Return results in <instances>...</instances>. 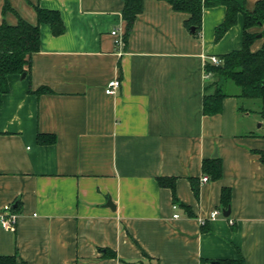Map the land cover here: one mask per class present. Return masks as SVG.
Segmentation results:
<instances>
[{"label":"crops","instance_id":"obj_1","mask_svg":"<svg viewBox=\"0 0 264 264\" xmlns=\"http://www.w3.org/2000/svg\"><path fill=\"white\" fill-rule=\"evenodd\" d=\"M234 1L252 10L257 0ZM8 2L14 12L3 15L0 0V23L19 16L35 25L37 6L56 10L64 31L39 24L30 73L9 74L0 97V213L18 215L14 231L0 226V256L17 264H264V131L252 117L264 120V100L232 95L220 112H202L213 80L205 63L241 49L242 14L215 41L224 5L203 8L196 37L187 13L143 0L124 40L123 0ZM248 31L255 52L264 25ZM115 78L119 88L106 93ZM41 87L51 92L36 93ZM213 159L217 180L203 172ZM158 178L174 180L176 202Z\"/></svg>","mask_w":264,"mask_h":264},{"label":"trees","instance_id":"obj_2","mask_svg":"<svg viewBox=\"0 0 264 264\" xmlns=\"http://www.w3.org/2000/svg\"><path fill=\"white\" fill-rule=\"evenodd\" d=\"M169 3L173 10L187 13L184 25L191 35L199 37L201 33V16L203 8L222 4L226 8L223 21L215 27L214 40L218 41L225 32L235 24L237 14L243 16L242 47L223 54L219 58L221 62L213 64L205 63L204 69L211 74L213 80L207 83L202 99V112L205 115H213L220 112L221 101L227 96H236L247 99L264 100V44L253 52L250 45L256 37L250 33V27L264 25V0H257L252 10H248L244 4L234 0H163ZM143 0H123L121 17L125 22L123 39L126 40L131 31L136 16L142 11ZM14 10L8 0H4L3 15ZM37 24L33 25L17 16L16 24H8L4 20L0 23V97L8 92L9 86L7 76L9 74L28 75L31 69L33 53L39 50V24L47 23L53 35H59L64 31V25L59 13L56 10H48L35 7ZM236 89L232 94L229 85ZM51 92L49 88L41 87L36 93ZM264 117V109L260 111ZM40 144L47 142L40 135L37 137ZM52 141L49 140L48 143ZM264 161V155H261ZM203 172L211 180H217L221 176V167L217 159L203 163ZM161 187L171 189L174 202V180L158 178ZM194 193H197L196 186H192ZM229 190L223 189L221 201L224 207L229 205ZM146 262L139 264H154L148 257ZM0 264H17L15 256H0ZM25 264V263H21ZM221 264H243L242 260L222 262Z\"/></svg>","mask_w":264,"mask_h":264},{"label":"built area","instance_id":"obj_3","mask_svg":"<svg viewBox=\"0 0 264 264\" xmlns=\"http://www.w3.org/2000/svg\"><path fill=\"white\" fill-rule=\"evenodd\" d=\"M111 35L115 37V44L117 46H122L123 44L122 36H120L116 30H112ZM209 61L213 64H218L221 62V59L217 56H211L209 57ZM119 86H120V80L117 78L112 79L108 82L105 92L108 94H113L116 92ZM203 180L206 181L205 178ZM217 214H218L217 211L211 213L210 218L215 217ZM17 220H18V215L15 212H13L11 207H5L3 211H1L0 213V226L3 229L14 231L16 228Z\"/></svg>","mask_w":264,"mask_h":264},{"label":"rangeland","instance_id":"obj_4","mask_svg":"<svg viewBox=\"0 0 264 264\" xmlns=\"http://www.w3.org/2000/svg\"><path fill=\"white\" fill-rule=\"evenodd\" d=\"M252 117L259 119L256 122L255 127H258V125L263 124V127L262 128H259V130H263L264 131V120L256 112L252 113Z\"/></svg>","mask_w":264,"mask_h":264},{"label":"water","instance_id":"obj_5","mask_svg":"<svg viewBox=\"0 0 264 264\" xmlns=\"http://www.w3.org/2000/svg\"><path fill=\"white\" fill-rule=\"evenodd\" d=\"M25 76V73L21 74V77L23 78ZM229 214V211L227 210L224 216H227Z\"/></svg>","mask_w":264,"mask_h":264}]
</instances>
